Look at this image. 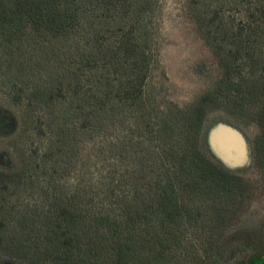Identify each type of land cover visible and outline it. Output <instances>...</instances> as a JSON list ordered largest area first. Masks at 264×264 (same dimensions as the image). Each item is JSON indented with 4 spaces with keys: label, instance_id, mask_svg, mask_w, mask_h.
Returning a JSON list of instances; mask_svg holds the SVG:
<instances>
[{
    "label": "trees",
    "instance_id": "1",
    "mask_svg": "<svg viewBox=\"0 0 264 264\" xmlns=\"http://www.w3.org/2000/svg\"><path fill=\"white\" fill-rule=\"evenodd\" d=\"M185 5L215 76L181 105L165 0H0V90L23 110L26 160L0 180V264H264V221L243 225L264 196V0ZM213 113L246 136L249 167L213 156Z\"/></svg>",
    "mask_w": 264,
    "mask_h": 264
},
{
    "label": "rangeland",
    "instance_id": "2",
    "mask_svg": "<svg viewBox=\"0 0 264 264\" xmlns=\"http://www.w3.org/2000/svg\"><path fill=\"white\" fill-rule=\"evenodd\" d=\"M162 43V62L168 75L167 94L170 99L181 105L189 104L209 89L214 81L215 72L213 56L187 14L185 0H165ZM22 117L23 110L12 106L0 90V173L2 171L3 174L0 180L1 177H5V180L11 178L17 171L21 173L26 166V160H23L13 149L12 140L16 137L20 138ZM219 118L218 113L209 116L208 136L216 127L226 125L218 122ZM247 131L251 137L257 132L254 128H249ZM211 152L224 164L212 148ZM224 165L234 170L233 166ZM244 165L249 167L251 161ZM15 182L13 188H18L25 196L28 193L25 189H29L30 186L28 177ZM0 184L1 188L2 181ZM14 197L19 199L17 195ZM261 221H264V196L244 215L243 225Z\"/></svg>",
    "mask_w": 264,
    "mask_h": 264
},
{
    "label": "water",
    "instance_id": "3",
    "mask_svg": "<svg viewBox=\"0 0 264 264\" xmlns=\"http://www.w3.org/2000/svg\"><path fill=\"white\" fill-rule=\"evenodd\" d=\"M220 123L227 126L220 125L210 132L207 137L210 150L212 148L224 164L233 166L234 170L246 168L244 164L249 160L252 162L251 147L246 136L238 127Z\"/></svg>",
    "mask_w": 264,
    "mask_h": 264
}]
</instances>
